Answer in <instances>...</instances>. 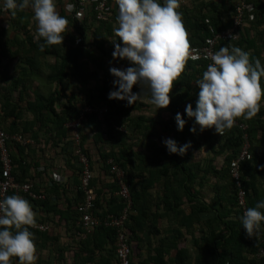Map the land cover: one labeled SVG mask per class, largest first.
Here are the masks:
<instances>
[{
    "label": "trees",
    "instance_id": "16d2710c",
    "mask_svg": "<svg viewBox=\"0 0 264 264\" xmlns=\"http://www.w3.org/2000/svg\"><path fill=\"white\" fill-rule=\"evenodd\" d=\"M64 1L56 0L59 4L56 6L57 11L68 20L67 31L63 34V45L46 46L44 51L39 48L43 39L37 35V24L30 7L16 10L15 17L10 15V10L0 8V20L7 18V26L0 25V126L10 135L21 133L34 140L33 145L10 144L13 175L17 181L33 183L34 178L29 174L32 165L25 161V152L44 154V148L47 149L48 146L53 149L60 148V154L70 155V160L77 163V172L81 177V165L75 156V139L67 125L79 117L80 108L83 106H107L105 128L97 115H87L84 127L79 129L80 143L90 160L91 168L98 165L106 176L111 177L108 193L98 189L101 176L94 177L91 181V190L96 195L94 216L104 219L108 215L121 214L125 201L117 195L118 185L110 173L109 161L113 160L125 171V180L130 186L133 200L132 213L126 223L130 241L128 264H134L137 257L134 241L142 228L141 218L145 216H142L140 206L146 198L144 191L148 187L144 172L146 165L164 163L160 171L165 175L171 168L178 171L185 168L181 156L169 154L163 144L165 136L170 134H175L173 139L178 144L190 142L194 150L203 147L210 155L204 160L202 168L204 186L209 185L208 176L215 177L218 181V185L214 186L217 190L214 201L210 205L199 202L202 212L209 216L204 219L207 231L201 239V245L194 255L187 248L177 246L178 253L172 263L264 264V256H257L259 250L264 248V228L261 229L258 240L249 237L243 229L237 204V187L230 174L231 163L245 145L246 135L252 159L242 164L241 173L247 192L248 208L255 206L259 200H264V193H260L252 175V171L264 175V95L258 102L259 111L253 118L236 119L246 124L247 130L233 126L222 136L214 128L200 131L194 119H189L185 113L188 104L195 110L199 91L196 81L207 69V62L203 59L186 60L183 72L174 81L167 108L157 109L153 104L140 101L129 105L126 101L109 100L108 93L114 90L115 79L109 69L115 67L122 70V67L131 66L129 61L112 56L113 42L123 46L113 32V29L118 27V5L116 4L112 22L96 24L94 14L88 10L84 21L74 19L65 9ZM76 1L69 0L73 4H76ZM237 1L180 0L178 11L182 14L188 43L191 46H202L207 38L232 27ZM246 1L255 6V20L250 22L248 27L240 29L233 41L220 42L218 48L239 47L249 53L250 61L260 59L264 65V0ZM49 57L53 62L47 60ZM14 62L18 64L15 68L18 72L16 77L10 76V67ZM260 85L264 92V77L261 78ZM140 89L139 85L134 86L133 92L138 93ZM147 112L153 113V116L147 117ZM28 113L32 115V119H26ZM177 113L181 114L187 124H192V128L196 127L195 134L186 127L182 132L178 131L175 122ZM155 136L156 140L153 139ZM140 146L153 154L149 161L143 158L138 163L142 156ZM188 173L186 180L194 181L195 175ZM1 178L0 162V180ZM174 178L177 184L179 175ZM79 186L80 182L77 187ZM64 187L54 184L53 188L59 193L64 192ZM64 194L66 195L65 192ZM84 197V193L79 191L63 208L52 204V198L44 203L37 202L44 208L40 222L51 225L54 230L66 228L64 234H67L68 238L66 241L65 237H62L63 243L52 231L40 233L28 227L34 237L39 238L45 246L57 244L58 249L55 251L58 258L49 264H119L116 258L115 229L101 225L95 227L84 240L77 236L80 230L77 223L81 219L78 211ZM26 200L31 204L30 199ZM12 231L16 230L13 228ZM151 261L154 264H168L160 252L156 253Z\"/></svg>",
    "mask_w": 264,
    "mask_h": 264
},
{
    "label": "clouds",
    "instance_id": "9594fccd",
    "mask_svg": "<svg viewBox=\"0 0 264 264\" xmlns=\"http://www.w3.org/2000/svg\"><path fill=\"white\" fill-rule=\"evenodd\" d=\"M116 4L118 27L113 32L123 46L113 42L112 56L129 61L131 66L109 69L115 79L108 99L132 105L144 99L147 88L151 103L157 109L167 108L174 81L189 58L187 33L178 11L180 0H116ZM2 6L13 17L16 10L31 8L37 35L43 39L41 51L46 46L63 45L68 20L57 11L56 0H3ZM210 59L212 63L196 81L199 91L195 110L188 104L185 113L200 131L214 128L222 136L237 118L251 119L259 111L258 102L264 95L260 85L264 65L260 59L250 61L249 53L235 46L221 47ZM137 85L142 89L139 94L133 92ZM175 122L182 132L186 121L180 113ZM190 131L195 134L197 129ZM163 144L169 154L181 157L191 148L190 142L178 144L172 138L164 139ZM35 216L30 202L19 195L0 199V264H11L13 257L18 264H34L35 237L27 226L34 225ZM240 219L248 236L258 240L264 228V200L247 208Z\"/></svg>",
    "mask_w": 264,
    "mask_h": 264
},
{
    "label": "crops",
    "instance_id": "0c3cea01",
    "mask_svg": "<svg viewBox=\"0 0 264 264\" xmlns=\"http://www.w3.org/2000/svg\"><path fill=\"white\" fill-rule=\"evenodd\" d=\"M57 3L58 2H56V6H59ZM6 24L7 18L4 17L0 20V25ZM51 62H53V60H51ZM16 64L17 62L11 64L10 76H17L18 72L15 69ZM141 92L142 89H140L138 94ZM16 95L17 93H15V96ZM140 102L152 104L150 101V92L147 88L144 89V99ZM26 105L27 104H24V106ZM145 114L147 117L153 116V113L150 112ZM26 119H32V115L28 113ZM185 127L190 130L192 124L185 123ZM120 129L124 130L123 128ZM162 136L164 137V135ZM174 137H176L175 134H170V136H165V139H173ZM154 138H157V136L153 137V139ZM190 141H192V139ZM41 142H43V138ZM44 147L45 145H43L42 148ZM44 150V154L41 152L43 156L33 152H25V161H27L29 165H32L29 174L34 178V191L46 197L45 200H31V205L36 213L35 222L39 223L44 214V211H42L44 208L42 209V206L37 204V202L44 203L51 197H57V200L55 202L52 200L51 203L57 204L58 207L63 208L69 199L72 200L73 197H76L78 193L77 185L78 182H80V174L77 172L79 167L74 160H70V155L60 154V148L53 149L51 146H48L47 149L44 148ZM139 150L142 156L138 159V163H140V160H143V158L149 161V159L153 157V154L148 152L145 147L140 146ZM209 156V153L204 150L203 147L199 150H194L191 146L187 153L181 157V161L185 167L183 171H181V169L178 171V169L171 168L167 170V175L160 171V169L164 167V163L146 165L145 171H143L148 180V187L144 191L146 198H144V202L140 206L142 216H145L141 218L140 227L142 228L139 229L137 239L134 241V250L135 253H137L134 264H154L151 259L159 252L163 253L168 264H173L172 261L178 253L177 246L187 248L193 255L196 253L199 245H201V239L207 231V226L204 222L207 214L202 212L203 209L200 203L210 205L216 197L217 190L214 186L218 185L217 179L212 176H208L209 185L204 186V182L202 181L204 177L202 171L203 163ZM179 165L181 167V163ZM95 166L92 169L93 176H101L98 189H102L103 192L108 193L111 185V177L106 176V173L102 172L100 166ZM136 166H139V164H136ZM258 169L261 170L260 167ZM35 171L38 172L36 173ZM53 171H57L60 174L59 180L62 179L64 181L60 184H58L59 182H54V184L61 187L64 185V192L66 195L63 191L57 193L53 188L54 184L51 185ZM188 172L195 175L196 178L194 181L186 180V177L189 175ZM177 175H179V182L175 184L174 177ZM252 175L260 193H264V175H260L259 172L257 173L255 171H252ZM138 189L140 190L141 188L139 187ZM208 217L209 216H207V218ZM65 229L66 228L53 230L50 225L49 231H52V234H56L60 237V240L64 243L62 237H65V240L68 241L67 234H64ZM37 232L46 233L42 231ZM35 246L36 260L34 264H49L57 260L58 253L55 251L58 249L57 244H47L45 246L39 238H35ZM68 257H70V255ZM146 260L147 262H145ZM11 263L18 264L17 258L13 257Z\"/></svg>",
    "mask_w": 264,
    "mask_h": 264
},
{
    "label": "built area",
    "instance_id": "2783aa9c",
    "mask_svg": "<svg viewBox=\"0 0 264 264\" xmlns=\"http://www.w3.org/2000/svg\"><path fill=\"white\" fill-rule=\"evenodd\" d=\"M3 0H0V8L3 9ZM70 6V7H69ZM64 7L72 15L74 19L84 21L86 13L94 14V21L96 24L105 22H112L114 19V12L116 8V1L114 0H77L76 4L70 3L69 0L64 1ZM88 10V11H87ZM255 6L252 3H248L246 0H238L236 10L233 15V25L229 29L223 31L220 34H214L212 37L207 38L202 46H191L189 44V58L191 61H199L201 59L207 62V65L212 63L210 56L219 51L220 42H231L235 39L236 33L240 29L248 27L250 22L255 20ZM234 37V38H233ZM108 112L107 106L93 107L83 106L80 108L79 117L67 125L73 133L75 139V156L78 158L81 165V177L80 186L77 192L82 191L85 195L82 206L79 208L81 215L80 221L77 226L80 230L77 232V236L81 239H86L95 227L105 226L107 228H113L117 232V249L116 258L119 264H128L130 258V241L127 235L126 223L132 213L133 200L130 192V186L125 180V171L116 165L113 160L109 161L111 165V175L114 181L118 185L117 195L125 201V208L120 215H108L104 219H101L93 215L95 209L96 195L91 190V181L93 180V171L91 168L90 160L83 152L81 147V134L79 129L85 125L87 115H97L98 119L102 123V127L105 128V115ZM241 130H247L248 126L239 121H235L234 125ZM121 130V129H120ZM226 131V130H225ZM225 131L222 135H224ZM246 141L242 150L237 158L231 163L230 174L232 180L237 187V204L238 210L241 212V216L247 210V192L243 186L242 180V164L249 162L252 159L250 153V144L248 137L245 135ZM18 143L24 146L33 145L34 140L28 136H24L21 133L13 135L8 134L0 126V162L2 167V178L0 180V199H4L7 196L19 195L25 199L33 201L45 200V195H39L34 191L33 183L29 181L20 182L17 181L13 175V159L10 152V144ZM54 182L63 183L60 179V174L57 171H53L52 174ZM55 202L56 197H51ZM30 229L46 232L50 230V225L44 222H35L34 225L28 226ZM263 242V241H261ZM258 257L264 256V248L259 250ZM92 264V263H89Z\"/></svg>",
    "mask_w": 264,
    "mask_h": 264
},
{
    "label": "rangeland",
    "instance_id": "374dc122",
    "mask_svg": "<svg viewBox=\"0 0 264 264\" xmlns=\"http://www.w3.org/2000/svg\"><path fill=\"white\" fill-rule=\"evenodd\" d=\"M118 59H119V58H118ZM118 59H117V60H118ZM47 60H48V61H51V60H53V59H51V58H47ZM46 64H47V63H46ZM4 65H5V63H4ZM123 69H125V67H122V70H123ZM95 167H96V166H95ZM96 170H97V169H96ZM60 229H61V228H60ZM53 230H54V229H53Z\"/></svg>",
    "mask_w": 264,
    "mask_h": 264
}]
</instances>
